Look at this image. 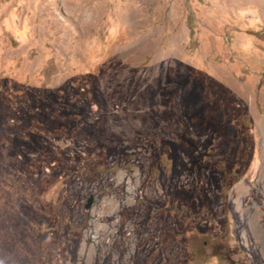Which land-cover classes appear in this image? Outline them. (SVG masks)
Returning a JSON list of instances; mask_svg holds the SVG:
<instances>
[{
  "label": "rangeland",
  "instance_id": "374dc122",
  "mask_svg": "<svg viewBox=\"0 0 264 264\" xmlns=\"http://www.w3.org/2000/svg\"><path fill=\"white\" fill-rule=\"evenodd\" d=\"M0 264H264V0H0Z\"/></svg>",
  "mask_w": 264,
  "mask_h": 264
},
{
  "label": "water",
  "instance_id": "95a60500",
  "mask_svg": "<svg viewBox=\"0 0 264 264\" xmlns=\"http://www.w3.org/2000/svg\"><path fill=\"white\" fill-rule=\"evenodd\" d=\"M93 199H94V198H90V199H89V203H88V205H87V209H90V208L93 206Z\"/></svg>",
  "mask_w": 264,
  "mask_h": 264
},
{
  "label": "trees",
  "instance_id": "16d2710c",
  "mask_svg": "<svg viewBox=\"0 0 264 264\" xmlns=\"http://www.w3.org/2000/svg\"><path fill=\"white\" fill-rule=\"evenodd\" d=\"M198 255H202L201 258L205 257V253L201 250ZM204 255V256H203ZM205 260V259H203Z\"/></svg>",
  "mask_w": 264,
  "mask_h": 264
}]
</instances>
